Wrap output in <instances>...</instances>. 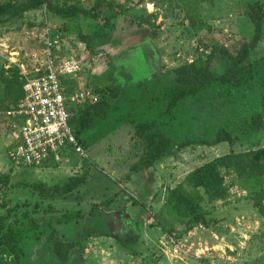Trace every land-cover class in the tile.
Segmentation results:
<instances>
[{"label": "rangeland", "instance_id": "374dc122", "mask_svg": "<svg viewBox=\"0 0 264 264\" xmlns=\"http://www.w3.org/2000/svg\"><path fill=\"white\" fill-rule=\"evenodd\" d=\"M4 1L24 0H0V3ZM72 2L90 7L94 0H51L52 5ZM112 2L121 8L119 15L111 18L108 29H103L97 21L60 17L48 7L0 20V103L6 95V81L14 80L15 74L20 78L21 71L33 76L36 69H42L47 42L60 58H73L81 66L75 78L66 80L71 91L88 88L98 93L99 89L112 86L117 96V104L107 121L81 135L85 157L70 154L68 160L59 164L14 165L9 158L14 145H10L0 120V173H8L12 183L4 192L6 208H0V215H5L8 209L7 227L24 226L18 241V259L11 254L7 263H158L161 253L158 247L163 239L156 241L155 228L161 227L163 232L165 227L164 232L169 235L179 233L169 227L178 219L164 205L168 188L181 183L188 172L217 156L264 147L262 130L245 136L243 143L235 140L232 145L222 142L213 147L190 146L147 171L130 172L129 167L142 151L136 131L144 119L161 124L160 129L172 137H180L188 130L194 136H201L208 132L213 135L220 128L232 132L240 115L260 111L264 28L262 39L248 61L252 78L234 89L232 102L219 97L224 86L218 81L203 93L187 97L171 108L163 103L145 111L150 96L137 99L136 106L130 102V96L148 92L160 79L169 80L174 67L204 57L197 49L199 45L217 42L233 53L239 43L249 41L253 34L245 9L253 2L264 5V0ZM95 32L101 35L96 38ZM79 33L90 37L96 53L86 49ZM227 65L216 54L211 71L219 76ZM174 117L177 119L173 121ZM84 172L85 182L65 196L45 195L22 185L23 181L60 184L67 177ZM225 183L231 185L225 200L200 205L207 218L216 220L208 228L217 237L204 233L201 236L208 240L210 249L200 250L196 244L190 253L195 252L193 256L197 258L209 257L212 264H264V181L254 186L230 172L225 173ZM256 204L261 205V212ZM74 211L82 212L85 217L68 224L55 222L57 217ZM127 218L130 224L125 226ZM181 225L184 226L181 231L185 230L183 221ZM52 230L58 233V238L80 243L65 263L56 262L51 254L46 239ZM186 240L178 244L180 250H186L193 242ZM166 242L167 247L174 245L168 238ZM172 254L176 260L178 256ZM167 257L173 261L170 254Z\"/></svg>", "mask_w": 264, "mask_h": 264}, {"label": "trees", "instance_id": "16d2710c", "mask_svg": "<svg viewBox=\"0 0 264 264\" xmlns=\"http://www.w3.org/2000/svg\"><path fill=\"white\" fill-rule=\"evenodd\" d=\"M44 6L63 18L78 17L91 22L97 21V24L101 25L103 29H108L111 26V18L117 17L121 8L120 5H118V8L115 7L112 0H94L90 7L82 6L78 2L52 5L51 0H24L19 3L4 1L0 3V20L17 18L32 9ZM244 15L253 27V34L249 41L239 43L233 53L217 42H211L205 46L199 45L197 49L200 55L204 57L195 62L191 61L174 67L171 69L169 80H158L148 92L132 94L130 96L132 105L136 106V100L148 94L151 102L147 105L145 111L163 103H167V106L171 108L187 97H195L203 93L217 81L224 86V90L219 97L225 99L228 103L232 102L234 89L241 87L242 84L249 82L252 78V67L248 61L251 51L255 49L263 36L264 5L253 2L245 9ZM94 34L96 38L101 35L96 32ZM78 37L84 42L86 49L92 54L96 53L92 40L88 35L79 33ZM216 54L228 62L225 72L219 76H215L211 71V63ZM13 79L5 82L6 95L1 100L0 109H6L15 104L23 95L24 80L21 74L20 78L15 74ZM262 83L263 92L260 97V111L240 115L238 124L232 132L228 128H220L213 135L208 132L206 135L194 136L188 130L180 137H172L163 129H160L161 124H156L154 120L144 119L140 121L136 136L142 143V151L137 161L129 167V171L135 173L147 171L155 163L166 158L176 157L177 153L190 146L213 147L222 142L232 145L235 140L243 143L245 136L264 130V75ZM114 90L115 87L112 86L99 89L100 92L98 93L97 90H94L99 96L96 103L78 104L69 108V123L82 147H85V142L81 135L87 134L93 131L96 126L105 123L115 104H117V96L113 92ZM174 119L177 118H172L173 121ZM230 172L241 180H247L254 186H260L264 181V147L238 153L230 151L194 168L185 175L181 183L168 188L164 200L165 207L178 219L179 223L183 221L186 230L197 226L208 228L209 224L216 222V220L207 218L200 205L203 202L213 203L226 199L231 185H226L225 173ZM86 178L87 173L84 172L80 175L69 176L60 184L46 185L38 181H23L22 185L45 195L65 196L81 186ZM129 178L128 176L127 180ZM11 186L10 175L0 173V208L2 209L6 208L4 192ZM255 207L261 212L260 204H256ZM9 216L10 211L8 209L5 215H0V264H11V262H6L7 257L11 254L18 259V241L24 230L22 225L7 227L6 222ZM84 217V214L80 211L67 212L57 217L55 222L59 225L68 224L74 222L75 219H83ZM57 235L58 233L52 230L46 241L54 260L65 263L69 260L72 252L80 246V243L79 241L58 238ZM136 254L134 252V255Z\"/></svg>", "mask_w": 264, "mask_h": 264}, {"label": "built area", "instance_id": "2783aa9c", "mask_svg": "<svg viewBox=\"0 0 264 264\" xmlns=\"http://www.w3.org/2000/svg\"><path fill=\"white\" fill-rule=\"evenodd\" d=\"M46 44L42 69H36L31 77L21 71L22 97L8 108L0 109L6 131L19 140L9 152L14 165L38 167L59 164L68 160L70 154L85 157L69 123V108L94 104L99 96L88 88L71 91L65 81L81 72L80 64L73 58H60L49 48L51 44Z\"/></svg>", "mask_w": 264, "mask_h": 264}, {"label": "crops", "instance_id": "0c3cea01", "mask_svg": "<svg viewBox=\"0 0 264 264\" xmlns=\"http://www.w3.org/2000/svg\"><path fill=\"white\" fill-rule=\"evenodd\" d=\"M7 133V137L10 140V145H14V147H16L19 143V140L15 137L14 134L10 135L8 131H6ZM177 223L172 224L171 226H169L170 228H173L174 230L178 231L179 233H173L172 235H169L168 232H164L165 231V227L163 228V232L161 231V227L159 228H155L156 230L153 231L155 232V239L156 241H160L161 239H163V241H160L162 243V246H159L158 248L160 249V257L158 259V264H212V261L210 260L209 257H201V258H197L195 257L196 253L193 252V254L195 256H193L191 252L192 247H194L196 244H198V247H200V250L207 249L209 250L210 246H209V242L206 239H203V235L206 232H209L210 235L212 237H217L216 233L214 231H212L210 228H199V227H194L190 230H183L181 231L184 226L181 225V223H179L178 221H176ZM130 224V220L129 218H127V222L125 224V226H128ZM180 228V229H179ZM154 229V228H153ZM166 233V234H165ZM196 234H198V237L196 238ZM189 238L191 240H186V238ZM167 238L169 240H171L173 242V246L167 247L165 245V243H167ZM186 242H192L191 244H189L190 246L186 247V250H180V246L178 244H180L182 241ZM149 243V241H148ZM147 243V245H148ZM161 245V244H160ZM163 246L166 248L163 249ZM198 250V248H197ZM172 252H175V254L178 256V258L176 260L173 259V254ZM179 253V255H178ZM181 253V254H180ZM184 253V255H183ZM190 253V254H189ZM170 254L171 258L173 261H169L167 258V255ZM176 256V257H177ZM206 256V253H205ZM207 259V260H205Z\"/></svg>", "mask_w": 264, "mask_h": 264}]
</instances>
